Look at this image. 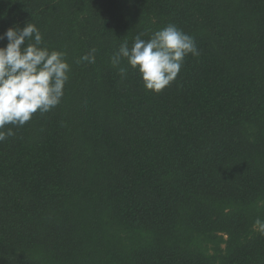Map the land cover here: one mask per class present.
Segmentation results:
<instances>
[{
	"label": "trees",
	"instance_id": "obj_1",
	"mask_svg": "<svg viewBox=\"0 0 264 264\" xmlns=\"http://www.w3.org/2000/svg\"><path fill=\"white\" fill-rule=\"evenodd\" d=\"M28 22L70 71L5 128L0 264H264V0H0V34ZM169 24L199 55L159 93L122 78Z\"/></svg>",
	"mask_w": 264,
	"mask_h": 264
},
{
	"label": "clouds",
	"instance_id": "obj_2",
	"mask_svg": "<svg viewBox=\"0 0 264 264\" xmlns=\"http://www.w3.org/2000/svg\"><path fill=\"white\" fill-rule=\"evenodd\" d=\"M135 36L132 46L125 41L111 57L122 78L127 69L120 67L123 60L140 73L144 87L159 93L169 86L181 71L189 54L199 55L195 38L175 24L155 31L150 38ZM7 39L0 47V142L13 136L12 128L22 127L39 111L46 113L56 107L69 79L70 65L65 53L49 50L44 45L39 28L28 22L23 28L10 27L0 34ZM95 49L81 57V61L95 63ZM264 230V221L257 218L254 227Z\"/></svg>",
	"mask_w": 264,
	"mask_h": 264
}]
</instances>
